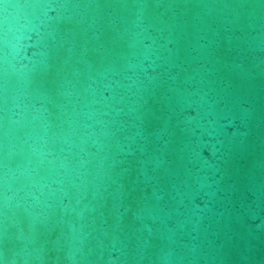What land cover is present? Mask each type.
Returning a JSON list of instances; mask_svg holds the SVG:
<instances>
[{"label":"water","instance_id":"obj_1","mask_svg":"<svg viewBox=\"0 0 264 264\" xmlns=\"http://www.w3.org/2000/svg\"><path fill=\"white\" fill-rule=\"evenodd\" d=\"M0 264H264V0H0Z\"/></svg>","mask_w":264,"mask_h":264}]
</instances>
